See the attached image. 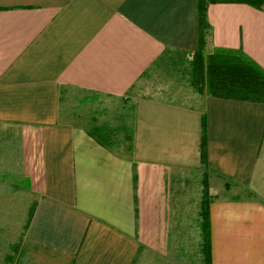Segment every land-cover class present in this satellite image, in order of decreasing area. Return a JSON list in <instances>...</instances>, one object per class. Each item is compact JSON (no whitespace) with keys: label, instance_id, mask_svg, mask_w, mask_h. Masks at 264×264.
Masks as SVG:
<instances>
[{"label":"crops","instance_id":"obj_1","mask_svg":"<svg viewBox=\"0 0 264 264\" xmlns=\"http://www.w3.org/2000/svg\"><path fill=\"white\" fill-rule=\"evenodd\" d=\"M247 1L0 0V201L27 211L0 264H147L181 244L177 189L198 168L245 192L210 199V264H264V101L143 96L126 155L62 112L66 90L124 97L170 50L197 51L201 7L207 51L264 70V0Z\"/></svg>","mask_w":264,"mask_h":264},{"label":"rangeland","instance_id":"obj_2","mask_svg":"<svg viewBox=\"0 0 264 264\" xmlns=\"http://www.w3.org/2000/svg\"><path fill=\"white\" fill-rule=\"evenodd\" d=\"M210 53L212 52L207 49L203 51L205 58ZM210 88L198 74L194 53L170 50L126 96L112 97L78 89L66 90L62 99V112L69 123L89 127L93 131L95 127H104L110 131L112 148L126 155L130 154L128 147L131 142L128 140L133 132L135 105L139 98L161 97L176 102L199 104L207 94H211ZM180 182L177 189L178 207L181 211L179 214L193 217L191 229L188 228L189 219L185 216L180 218L176 228L179 231L176 241L178 243L181 240L179 247L151 253L147 264H208L203 244L204 233H197L199 222H203L205 218L202 202L207 197L213 200L229 195L230 187H235L236 193L239 191V187L231 183V180L204 168L185 172ZM239 192L245 193L242 190ZM26 221L24 203L9 204L0 201V258L14 250L13 240L19 237ZM189 229L191 236L187 234Z\"/></svg>","mask_w":264,"mask_h":264},{"label":"trees","instance_id":"obj_3","mask_svg":"<svg viewBox=\"0 0 264 264\" xmlns=\"http://www.w3.org/2000/svg\"><path fill=\"white\" fill-rule=\"evenodd\" d=\"M254 6H260L259 1H247ZM205 10L201 7L200 19V47L194 52L195 63L198 74L202 82L208 83L210 93L222 97H240L264 101V70L254 63L241 50L216 48L207 58L204 57L203 51L206 49L204 41V19ZM92 134L98 137V140L104 145L112 147L109 140L110 131L104 127H95ZM129 142H133V136L129 137ZM128 149H132V145ZM206 135L202 139V161L205 164L206 157ZM205 212V239L207 246L206 260L210 264V228H209V206L210 198H205L202 202Z\"/></svg>","mask_w":264,"mask_h":264}]
</instances>
